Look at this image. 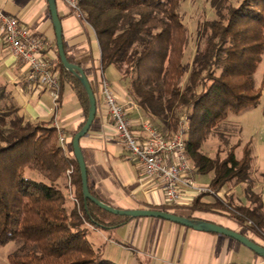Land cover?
<instances>
[{
  "label": "trees",
  "instance_id": "obj_1",
  "mask_svg": "<svg viewBox=\"0 0 264 264\" xmlns=\"http://www.w3.org/2000/svg\"><path fill=\"white\" fill-rule=\"evenodd\" d=\"M181 1L78 0V6L95 32L102 68L113 66L120 73L127 94L154 127L171 137L182 114L187 115L186 155L196 174L212 173L209 186L219 192L227 184L251 182L250 143L239 158L236 147L223 158L218 153L208 156L201 148L230 113L259 103L264 77L258 86L254 74L264 53V0H211L215 16L199 24L188 68L183 61L189 30L179 13ZM56 59L60 88L63 81L73 85L86 116L83 86L63 67L57 50ZM70 167L77 202L67 193ZM88 188L96 196L89 182ZM205 195L195 197L191 209L222 205L219 200L202 203ZM251 197L249 205L235 207L241 216L232 218L257 232L264 230V209L259 194L251 191ZM129 219L83 198L77 161L60 144L57 127L50 121L26 120L0 85V247L16 243L7 264H117L102 255L91 234Z\"/></svg>",
  "mask_w": 264,
  "mask_h": 264
},
{
  "label": "crops",
  "instance_id": "obj_2",
  "mask_svg": "<svg viewBox=\"0 0 264 264\" xmlns=\"http://www.w3.org/2000/svg\"><path fill=\"white\" fill-rule=\"evenodd\" d=\"M0 10L16 17L19 24L26 26L31 33L47 40L49 46L44 57L57 61L55 32L46 0H0ZM57 12L65 53L83 69L96 98L94 120L79 140L91 189L99 199L117 208L167 207L159 183L145 177L136 164L125 158L123 144L115 135L101 99L96 94L98 73L101 70L118 101L129 103L132 99L127 94L125 82L120 80V73L113 66L102 68L95 32L82 17L60 0H57ZM25 75L24 67L11 53L0 31V85H4L11 93L26 120L50 121L57 126L64 133V150L73 156L72 135L82 126L86 117L84 104L73 85L63 81L54 107L51 90L31 89ZM127 115L134 132L143 137L140 119H148L143 110L128 106ZM202 176L195 173V181L209 185L201 183ZM256 181L257 177H251V182L237 185L258 193L264 209V192ZM237 185L223 188H227L238 204L249 205L253 198H238L235 194ZM212 199L211 195H205L201 202L211 203ZM191 205L184 201L170 209L176 214L204 219L239 231L262 244L225 210L212 208L204 211L191 209ZM91 240L105 258L117 264H264L263 256L231 237L195 230L155 217L131 218L111 230H95Z\"/></svg>",
  "mask_w": 264,
  "mask_h": 264
},
{
  "label": "built area",
  "instance_id": "obj_3",
  "mask_svg": "<svg viewBox=\"0 0 264 264\" xmlns=\"http://www.w3.org/2000/svg\"><path fill=\"white\" fill-rule=\"evenodd\" d=\"M60 1L83 18L78 0ZM0 31L11 53L24 67L28 86L35 91L50 89L55 107L60 90L59 71L56 68L58 61L44 57L49 46L48 41L31 33L26 26L19 24L16 17L1 10ZM97 86L96 94L101 99L115 135L123 144L125 158L136 164L145 177L159 183L167 206H176L184 201L192 203L200 194L219 195L209 185L199 184L194 179L195 171L185 152V113L180 118L178 131L171 137L161 134L148 119L141 118L143 137H140L132 129L127 115L128 106L138 107L137 104L133 100L127 104L118 101L101 70L98 73ZM57 129L58 140L63 146L64 133L58 127ZM71 174L72 167L66 170L67 193L72 201L77 202Z\"/></svg>",
  "mask_w": 264,
  "mask_h": 264
},
{
  "label": "rangeland",
  "instance_id": "obj_4",
  "mask_svg": "<svg viewBox=\"0 0 264 264\" xmlns=\"http://www.w3.org/2000/svg\"><path fill=\"white\" fill-rule=\"evenodd\" d=\"M211 0H182L180 4L179 13L183 23L189 30V44L185 50L184 65L188 68L192 59L194 51L198 43L197 29L199 24L207 18H213L214 11L210 5ZM240 0H230L231 3L237 4ZM264 77V53L258 68L254 74L255 83L261 86ZM246 143H250L252 148V164L250 170V177L258 178L257 184L260 190L264 192V84L262 85V94L259 103L250 109H246L239 114L230 113L227 118L222 121L218 127L212 132L207 140L203 143L201 150L209 156H215L216 153L223 158L232 147H236L235 155L237 158L241 156V150ZM212 175L210 173L203 174L201 183H210ZM228 185V184H227ZM230 185V184H229ZM232 186V185H230ZM235 190L238 198L246 196L251 197L249 189H243L240 185ZM246 191V194H245ZM219 195L212 196L211 203L219 200L222 205H216L215 208L225 210L230 217L232 215L241 216L240 212L236 211L235 207L240 205L234 201L232 194L228 193L227 188H222ZM253 193H256L252 191ZM258 194V193H257ZM227 197L231 198V204H227ZM202 200V198H201ZM168 208H173L167 206ZM117 216V215H116ZM232 218V217H231ZM249 225V224H248ZM247 224L242 225L243 228L248 229L249 234L256 238L264 245V230H257L252 232ZM16 247L15 242H9L0 247V264H7L6 256Z\"/></svg>",
  "mask_w": 264,
  "mask_h": 264
},
{
  "label": "water",
  "instance_id": "obj_5",
  "mask_svg": "<svg viewBox=\"0 0 264 264\" xmlns=\"http://www.w3.org/2000/svg\"><path fill=\"white\" fill-rule=\"evenodd\" d=\"M48 5V10L50 13V17L52 20V25L55 32V39H56V48L59 55V60L63 67L70 71L73 75H75L78 80L80 81L81 85L83 86L87 97H88V109L85 120L82 126L78 129V131L72 137V149H73V156L77 161V165L80 172L81 178V189L82 195L85 200H89L101 209L112 213L114 215L120 216H127L130 218H138V217H155L161 218L164 220H168L186 227H190L195 230L216 233L231 237L241 244L245 245L255 253L260 256L264 257V246L260 243H257L253 239L249 238L248 236L244 235L243 233L230 229L228 227L216 224L211 221H207L204 219L179 215L174 212L165 211L161 209H151V208H135V209H122L114 207L98 197L92 195L88 188V176L85 161L82 155V151L79 145L80 138L85 135L92 124L95 113H96V98L93 93V89L83 71V69L74 62H70L64 50L63 39H62V30H61V23L58 17L57 12V0H46Z\"/></svg>",
  "mask_w": 264,
  "mask_h": 264
}]
</instances>
